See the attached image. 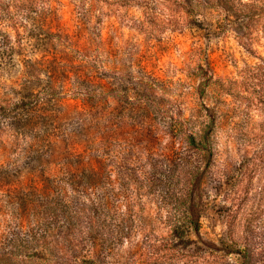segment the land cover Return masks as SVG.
Wrapping results in <instances>:
<instances>
[{
	"label": "rangeland",
	"instance_id": "1",
	"mask_svg": "<svg viewBox=\"0 0 264 264\" xmlns=\"http://www.w3.org/2000/svg\"><path fill=\"white\" fill-rule=\"evenodd\" d=\"M0 264H264V0H0Z\"/></svg>",
	"mask_w": 264,
	"mask_h": 264
},
{
	"label": "trees",
	"instance_id": "2",
	"mask_svg": "<svg viewBox=\"0 0 264 264\" xmlns=\"http://www.w3.org/2000/svg\"><path fill=\"white\" fill-rule=\"evenodd\" d=\"M62 53H64V52L62 51ZM60 56H61L62 59H65L67 57L66 53L65 54H61ZM198 137H199L200 141L201 140L203 141V143L206 142L207 144H209V142H210L209 136H207V135H199ZM189 138L196 139L197 136L196 135H190ZM185 220H186L187 224H189L190 226L193 225L196 229L199 227V219H197V217L195 219V216L193 215V213H189V215L187 217H185ZM186 231H187L186 228L181 225L177 229V235L180 238H183L185 236Z\"/></svg>",
	"mask_w": 264,
	"mask_h": 264
}]
</instances>
